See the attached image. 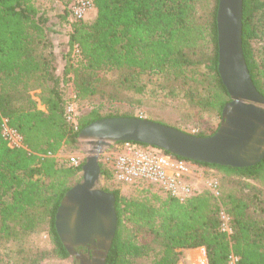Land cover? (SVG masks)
<instances>
[{"label": "trees", "instance_id": "16d2710c", "mask_svg": "<svg viewBox=\"0 0 264 264\" xmlns=\"http://www.w3.org/2000/svg\"><path fill=\"white\" fill-rule=\"evenodd\" d=\"M71 1L0 0V264L69 257L56 213L85 158L74 166L58 155L76 150L84 127L108 117L141 118L124 105L138 104L132 96L150 83L219 116L230 100L218 69L219 0H92V17L80 21L70 19ZM67 23L68 51H57L52 26ZM242 23L245 60L264 96V0H244ZM70 83L78 129L66 114ZM4 118L24 147L8 146ZM197 163L220 176V196L204 191L181 202L151 184L104 187L116 196L118 218L106 264L145 257H152L149 264H179L183 249L200 247L208 264H230L231 254L237 264H264V158L248 167ZM223 209L230 236L220 229ZM45 231L50 248L37 239ZM196 257L205 261L202 252Z\"/></svg>", "mask_w": 264, "mask_h": 264}, {"label": "water", "instance_id": "95a60500", "mask_svg": "<svg viewBox=\"0 0 264 264\" xmlns=\"http://www.w3.org/2000/svg\"><path fill=\"white\" fill-rule=\"evenodd\" d=\"M244 0H219L218 69L230 100L221 123L210 136H198L153 120L108 117L84 127L79 141L89 149L80 172L82 180L64 195L56 213V230L69 252L92 251L86 264H106L117 228L116 196L106 191L100 157L112 144L134 141L163 149L196 162L248 167L264 158V96L250 75L243 51Z\"/></svg>", "mask_w": 264, "mask_h": 264}, {"label": "built area", "instance_id": "2783aa9c", "mask_svg": "<svg viewBox=\"0 0 264 264\" xmlns=\"http://www.w3.org/2000/svg\"><path fill=\"white\" fill-rule=\"evenodd\" d=\"M67 8L71 20L80 21L92 13L94 3L92 0H72ZM76 100L77 95L74 92L66 114L67 119L73 123L75 129H78L79 111ZM1 128L2 136L10 148L24 147L22 134L9 124L8 119H3ZM153 147H143L141 143L134 141H122L108 147L101 155H106L105 160L102 161L101 157L100 160L111 171L112 181L121 189L134 185L151 184L181 202L204 191H209L216 197L220 196L221 178L215 171L203 168L194 160L178 157ZM58 157L74 166L80 165L85 158L75 154L64 159L63 155H58ZM220 218V229L230 236L233 230L230 226V217L224 209L220 213ZM200 248L205 258L204 264H208L206 250L204 247ZM238 260L236 255H230V264H237Z\"/></svg>", "mask_w": 264, "mask_h": 264}, {"label": "rangeland", "instance_id": "374dc122", "mask_svg": "<svg viewBox=\"0 0 264 264\" xmlns=\"http://www.w3.org/2000/svg\"><path fill=\"white\" fill-rule=\"evenodd\" d=\"M92 13L87 19L92 17ZM71 19V18H70ZM56 23V21H55ZM70 24H64L63 26L53 24L52 36L55 38V45H57V51H68L67 45V31ZM116 73L111 72L110 76L113 78ZM74 85L69 84L70 95L74 92ZM145 93L142 95L132 96L133 100L139 102H127L124 107L132 111L134 115L144 119L161 121L168 124L178 125L185 132L197 135L204 132L211 134L214 130L218 129L221 123V116L213 111H208L200 106L189 103L186 99L170 97L165 91L158 89V84L150 83L145 87ZM115 105H119L120 102H114ZM40 108L43 106L39 105ZM89 149L84 141H79L75 151H65L63 159L69 155H79L80 157H86V151ZM106 155L101 156V160L104 161ZM100 160V161H101ZM80 174V173H79ZM80 178L74 184L82 180ZM101 184L104 187H108L110 190L117 189L118 186L113 181L106 182L105 179H101ZM157 186L153 185V189L157 190ZM124 190V189H123ZM125 191V190H124ZM38 241L42 246L46 248L51 247V240L48 232H41L38 235ZM202 249L192 248L183 249L179 264H204L202 259L197 258L200 256ZM152 257H145L136 260L135 264H149ZM42 264H73V259L68 257L64 260H47Z\"/></svg>", "mask_w": 264, "mask_h": 264}, {"label": "flooded vegetation", "instance_id": "af4514ba", "mask_svg": "<svg viewBox=\"0 0 264 264\" xmlns=\"http://www.w3.org/2000/svg\"><path fill=\"white\" fill-rule=\"evenodd\" d=\"M76 251L80 256L73 258V264H86L89 258H93L92 251L86 247H77Z\"/></svg>", "mask_w": 264, "mask_h": 264}, {"label": "crops", "instance_id": "0c3cea01", "mask_svg": "<svg viewBox=\"0 0 264 264\" xmlns=\"http://www.w3.org/2000/svg\"><path fill=\"white\" fill-rule=\"evenodd\" d=\"M197 249H199V248H197Z\"/></svg>", "mask_w": 264, "mask_h": 264}]
</instances>
